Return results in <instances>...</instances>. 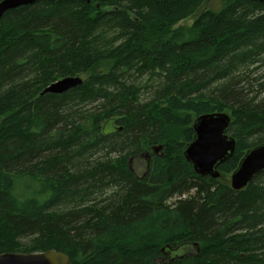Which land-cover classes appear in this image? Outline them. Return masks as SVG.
<instances>
[{
    "label": "trees",
    "instance_id": "16d2710c",
    "mask_svg": "<svg viewBox=\"0 0 264 264\" xmlns=\"http://www.w3.org/2000/svg\"><path fill=\"white\" fill-rule=\"evenodd\" d=\"M206 2L38 0L4 15L1 254L156 264L167 246H198L173 264H264V172L241 191L222 180L264 144V4ZM66 77L83 84L42 94ZM215 112L237 142L218 179L184 157ZM147 153L150 169H132Z\"/></svg>",
    "mask_w": 264,
    "mask_h": 264
},
{
    "label": "water",
    "instance_id": "95a60500",
    "mask_svg": "<svg viewBox=\"0 0 264 264\" xmlns=\"http://www.w3.org/2000/svg\"><path fill=\"white\" fill-rule=\"evenodd\" d=\"M38 0H2L0 2V22L4 15L22 6L33 5ZM264 4V0H248ZM83 84L81 77H66L49 85L42 94L61 95ZM231 117L225 112H215L199 116L194 124V139L184 151L186 161L201 176L220 178L219 166L236 152V139L226 133ZM163 146L154 147L156 154ZM143 156L149 157L150 154ZM150 168L148 167V170ZM264 172V144L248 150L239 166L231 175V188L236 191L245 189L255 176ZM164 251V250H163ZM183 258V257H182ZM181 258V259H182ZM0 264H71L64 253L50 250L43 253L17 254L0 253Z\"/></svg>",
    "mask_w": 264,
    "mask_h": 264
},
{
    "label": "rangeland",
    "instance_id": "374dc122",
    "mask_svg": "<svg viewBox=\"0 0 264 264\" xmlns=\"http://www.w3.org/2000/svg\"><path fill=\"white\" fill-rule=\"evenodd\" d=\"M222 5H223V0H207V2L205 3L201 11H205V10L219 11V10H222L221 9ZM194 18H190L188 20L181 22L179 25H177V27H180V26L191 27L194 23V20H195ZM136 80H137V85L141 87L142 93L144 95L145 94L144 87L149 85L148 78L147 77L139 78L136 76ZM113 129L114 127L112 123L106 125V130H113ZM163 149L164 148H162V150L160 152H157L156 154L153 151H151V154L157 155L161 153L163 155ZM150 162H151V159H149V157L143 156L140 161L138 162L133 161L131 163V167L132 169H138V170L142 169L141 174H145L146 171L144 172V170H145L146 164H148L147 167H150ZM222 180L225 183H228L229 185H231V175H225L224 177H222ZM163 250L165 251V253ZM163 250H162L163 256L158 259V262L156 264H173L177 259H180L184 257L185 255H193L197 253V251L200 249L198 246H192L189 249L188 248L176 249V248H171L167 246ZM168 257L170 258V260L167 259Z\"/></svg>",
    "mask_w": 264,
    "mask_h": 264
},
{
    "label": "flooded vegetation",
    "instance_id": "af4514ba",
    "mask_svg": "<svg viewBox=\"0 0 264 264\" xmlns=\"http://www.w3.org/2000/svg\"><path fill=\"white\" fill-rule=\"evenodd\" d=\"M142 157H143V156H142ZM164 253H165V251H164ZM167 259H168V260H170V258H169V257H168ZM172 261H173V260H172Z\"/></svg>",
    "mask_w": 264,
    "mask_h": 264
}]
</instances>
